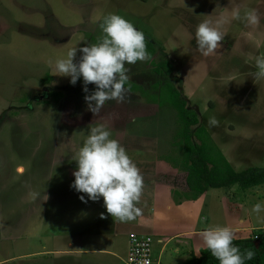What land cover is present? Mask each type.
I'll return each mask as SVG.
<instances>
[{"label":"rangeland","instance_id":"1","mask_svg":"<svg viewBox=\"0 0 264 264\" xmlns=\"http://www.w3.org/2000/svg\"><path fill=\"white\" fill-rule=\"evenodd\" d=\"M234 8L241 17L255 9L259 22L230 20L216 50L202 55L197 25H214ZM109 14L129 21L156 50L125 65L127 82L144 93L126 87L123 101H106L93 114L82 81L72 85L51 66L70 48L96 43L97 25ZM257 55H264V0H0V264H126L127 233L135 232L151 237L159 264H182L202 248L203 229L228 226L236 238L264 230V212H251L264 202V185L184 197L185 174L170 160L178 153V117L164 95L166 83L178 89L235 171L262 167L264 79L253 75ZM160 58L171 62V74L153 70ZM87 87L90 94L95 86ZM160 91L156 103L147 102ZM213 116L218 123L209 126ZM95 124L107 127L143 177L141 214L115 237L105 226L113 219L102 198L83 194V202L70 187L71 152Z\"/></svg>","mask_w":264,"mask_h":264},{"label":"clouds","instance_id":"2","mask_svg":"<svg viewBox=\"0 0 264 264\" xmlns=\"http://www.w3.org/2000/svg\"><path fill=\"white\" fill-rule=\"evenodd\" d=\"M243 20L246 25H256L259 15L255 9L246 10L241 17L239 8H234L231 15H220L214 25L208 21L197 25L194 38L196 49L202 55L216 50L225 35L221 31L230 20ZM100 36L96 43H84L77 48H70L66 57L57 59L52 67L54 75L66 76L69 83L75 85L82 81V90L88 110L93 114L100 112L106 101L121 102L127 93L128 69L125 65L146 61L150 57L146 52L145 36L129 21L117 14L105 16L97 25ZM79 51V59L76 54ZM75 61V62H74ZM256 80L264 79V55L254 58ZM94 90L88 94V85ZM216 118L209 117L208 125L216 126ZM71 160L76 167L72 173V187L82 193L79 199L97 201L102 198L106 212L117 222L132 221L141 214L137 207L143 190V177L136 165L127 155L124 147L111 138V133L104 124L90 126L82 144L71 152ZM46 200V195L36 194V198ZM251 212L259 216L264 212V202H256ZM103 216V213L101 214ZM202 249L208 251L219 264H245L252 260L255 253L251 249L241 252L233 244L234 229L228 226H215L200 231ZM201 250L195 252L199 255Z\"/></svg>","mask_w":264,"mask_h":264},{"label":"trees","instance_id":"3","mask_svg":"<svg viewBox=\"0 0 264 264\" xmlns=\"http://www.w3.org/2000/svg\"><path fill=\"white\" fill-rule=\"evenodd\" d=\"M146 52L149 57L155 53V45L145 40ZM153 70L160 75H169L172 64L166 58L153 62ZM180 83V79H178ZM130 91L143 89L133 83L125 85ZM164 90L165 100L177 112V129L175 137L177 152L175 158L170 159L174 165L180 166L184 172V182L188 193L185 198L195 199L208 188L229 187L237 184L240 189L247 190L264 185V166H248L240 171H235L227 162L223 154L210 138L204 126L200 123L197 112L189 108L185 98L178 89L166 83ZM144 93V92H143ZM160 93L149 95L147 102L156 103L162 96ZM148 96V97H149ZM59 94H55L57 100ZM233 244L240 251L251 249L255 256L245 264H264V230L258 231L253 236L234 238ZM199 255L191 254L182 264H219L211 254L200 249Z\"/></svg>","mask_w":264,"mask_h":264},{"label":"built area","instance_id":"4","mask_svg":"<svg viewBox=\"0 0 264 264\" xmlns=\"http://www.w3.org/2000/svg\"><path fill=\"white\" fill-rule=\"evenodd\" d=\"M151 243L152 239L147 234L130 233L126 264H157L152 259Z\"/></svg>","mask_w":264,"mask_h":264},{"label":"crops","instance_id":"5","mask_svg":"<svg viewBox=\"0 0 264 264\" xmlns=\"http://www.w3.org/2000/svg\"><path fill=\"white\" fill-rule=\"evenodd\" d=\"M141 205H142V202H139L138 203V206L137 207H139V208H141ZM99 221V220H98ZM101 221V220H100ZM131 222H128V221H125V222H117V221H115V220H112V221H107L106 223H105V226L106 227H108V231L110 232V233H112L113 234V236L115 237V236H117V234L119 233L118 231H120V232H123V230L125 229V227L126 226H128L127 224H130ZM129 228H130V226H129ZM132 230L133 229H131L130 231H129V233L130 232H132ZM127 236H129V234L127 233ZM127 239H128V237H127ZM197 243H195L194 242V245H196ZM108 246H109V244H108ZM110 248H112V246H110ZM197 248V247H196ZM128 249V248H127ZM98 251H100L99 249H97ZM101 252V251H100ZM192 254H194L193 252H192ZM194 255H196V254H194ZM126 256H127V253H126ZM153 259V258H152ZM153 261L155 262V263H157V264H159L158 263V261H156L155 260V258L153 259ZM185 261V260H184ZM183 261V262H184ZM58 262V261H57ZM182 262V263H183ZM57 264H66V263H63V262H61V261H59Z\"/></svg>","mask_w":264,"mask_h":264}]
</instances>
